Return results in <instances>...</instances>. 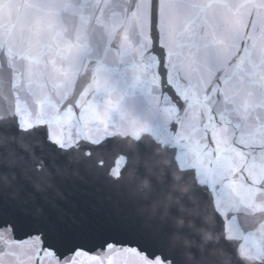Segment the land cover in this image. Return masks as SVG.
Instances as JSON below:
<instances>
[{
    "label": "water",
    "instance_id": "obj_1",
    "mask_svg": "<svg viewBox=\"0 0 264 264\" xmlns=\"http://www.w3.org/2000/svg\"><path fill=\"white\" fill-rule=\"evenodd\" d=\"M173 2L183 13L198 0ZM127 16L126 0H0L9 33L0 45V205L35 228L103 223L105 238L133 245L140 264H264V239L242 238L264 232V168L250 159L252 143L264 146V88L249 66L237 71L235 54L248 43L236 40L231 55L211 44L197 52L193 83L207 98L195 125L221 122L198 142L173 126L191 101L182 113L158 81L138 79L142 63L156 62L144 55L147 27L129 30L134 52L121 47L123 28L106 25ZM41 60L49 91L36 100L27 72ZM241 76L252 99L226 98ZM234 152L225 179L218 162Z\"/></svg>",
    "mask_w": 264,
    "mask_h": 264
},
{
    "label": "snow or ice",
    "instance_id": "obj_2",
    "mask_svg": "<svg viewBox=\"0 0 264 264\" xmlns=\"http://www.w3.org/2000/svg\"><path fill=\"white\" fill-rule=\"evenodd\" d=\"M126 11V21L113 19L106 25L113 32L123 28L121 47L134 52L139 49L132 47L129 30L135 28L142 36V29L147 27L152 47L144 55L155 56L156 62L154 66L142 63L138 79L148 76L154 83L158 81L161 93L167 94L182 113L186 100L191 101L190 110L173 121V126L198 142L214 137L221 123L213 117L207 128L195 125L203 115L200 95L207 98V91L193 83V73L199 69L195 57L202 46L211 44L231 55L237 48L236 40L246 41L248 47L243 54L235 51L239 57L237 71L245 73L246 65L249 66L251 71L247 75L264 88V0H198L183 13L173 0H126ZM100 16L104 21L102 13ZM8 35L7 27L0 24V45ZM164 38L168 40L167 48L160 43ZM27 76L34 83V98L44 99L49 91L46 62L30 65ZM224 95L252 99L244 88L243 76L235 88L225 87ZM244 114L249 119L255 118L251 110ZM47 115L54 118L51 107ZM163 134H168L166 127ZM247 138L251 140L252 134ZM216 143L219 149L222 141ZM250 148L253 166L264 168V146L252 143ZM238 158L234 152L230 160L218 162L223 178L233 175ZM225 189L226 186L222 193ZM107 230L108 226L100 222L86 232L35 228L18 210L0 205V264H140L134 246L106 239ZM242 238L250 242L264 239V232L249 231Z\"/></svg>",
    "mask_w": 264,
    "mask_h": 264
}]
</instances>
